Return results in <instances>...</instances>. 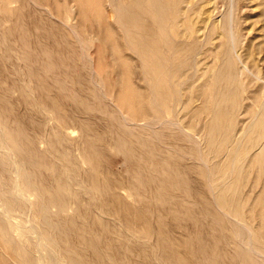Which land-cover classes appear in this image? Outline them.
Returning a JSON list of instances; mask_svg holds the SVG:
<instances>
[{
  "label": "rangeland",
  "instance_id": "obj_1",
  "mask_svg": "<svg viewBox=\"0 0 264 264\" xmlns=\"http://www.w3.org/2000/svg\"><path fill=\"white\" fill-rule=\"evenodd\" d=\"M240 4V50L256 53L257 65L249 64L264 76V0ZM106 5V0H0V123L41 187L32 216L47 224L75 264H258L239 244L230 219L216 211L193 138L160 127L158 137L144 145L147 133L123 131L125 124L102 89L135 115L140 100L152 104L141 78L158 77L156 63L166 64L147 59L146 71L124 44L121 27H110ZM144 18L152 24L151 16ZM202 58H195L193 68L192 59L179 56L182 79L200 73ZM257 83L247 78L251 94H260ZM206 84L198 80L191 93L189 83L177 87L167 94L165 113L147 105L146 119L155 118L157 126L161 115L202 133L211 123L204 109ZM260 97L251 103L237 99L247 105L241 119H248ZM239 108L233 97L223 106L224 111ZM183 151L186 156L177 154ZM250 162L247 158L234 180L243 178L241 189H224L222 195L238 218L255 232L260 229L257 243L264 249V189L256 185L262 180L257 168L249 171ZM122 183L134 188L129 189L133 198L116 192ZM13 206L17 219L26 216L22 204ZM6 229L0 219V264H31L28 256H19Z\"/></svg>",
  "mask_w": 264,
  "mask_h": 264
},
{
  "label": "bare ground",
  "instance_id": "obj_2",
  "mask_svg": "<svg viewBox=\"0 0 264 264\" xmlns=\"http://www.w3.org/2000/svg\"><path fill=\"white\" fill-rule=\"evenodd\" d=\"M125 1L106 0L110 27H121L124 44L138 55L146 71L147 59L155 58L166 64V67L163 68L157 62L158 65L153 69L158 72V77H148L145 74L141 78V81L149 86L152 104L140 100L139 105L142 108L135 115L124 109L115 94L102 89V95L122 118L125 124L122 126L123 131L138 137L148 134L144 145L153 136H157V129L160 127L171 126L185 138H193L197 146V160L206 172L207 185L210 187L209 192L216 211L230 219L232 232L238 236V242L245 251L251 254L258 264H264V249L257 243L262 232L259 228L255 232L247 222L238 218L222 195L224 189H241L243 178L235 182L234 180L247 158L251 160L249 171L257 168L262 180L256 185L264 189V76L260 69L254 70L249 64V61H252L257 65L256 53L250 49L252 53L240 50L244 35L240 17L244 6H241V0H223L222 8L219 5L222 0ZM145 3L150 6H145ZM145 16H151L152 24L146 22ZM252 30L253 28H250L248 37ZM182 54L192 59L193 68L196 65L195 58L198 55L204 57L200 73L196 70L182 79L179 71L183 63L176 61ZM91 75L94 76V83L99 86L93 67ZM249 77H253L260 85L261 100L257 104L254 103V109L248 112V119L245 120L240 116L247 114V105L242 106V102H237V99L251 103L252 97L260 95L259 91L251 94L247 90L245 83ZM200 79L204 80V84L208 82L207 91L204 92V109L211 115V123L204 124L202 133L194 134L192 129L180 122L161 115L157 117V126L152 122L155 118L146 119L147 105L164 114L167 109L164 107L167 105V94L175 92L177 87L183 90L186 83L191 84L186 88L191 93L195 82ZM190 80H193V83H190ZM221 84L227 87L223 88ZM231 97L240 108L236 111H224L223 106ZM221 125L225 129L224 132L219 131ZM138 128L141 133L137 131ZM223 136L224 139L221 140ZM123 143L125 144V140ZM177 154L184 157L187 152ZM243 173L244 171H241L240 175ZM170 184H174L172 178ZM78 185L79 191L86 192L84 186ZM36 189H41L40 185L33 179L26 160L21 157L16 145L7 138L5 128L0 123V219L7 228L10 242L17 248L21 258L28 256V259L32 260L31 264H75L59 248L56 239L50 236L45 227L47 224L36 221L32 216L39 198ZM116 189L117 193L128 198L134 196L129 190L134 188L126 187L123 183ZM14 203L24 206V218L17 219L13 215L16 210ZM45 210L43 205V215Z\"/></svg>",
  "mask_w": 264,
  "mask_h": 264
}]
</instances>
